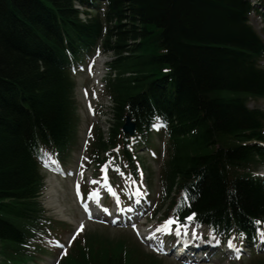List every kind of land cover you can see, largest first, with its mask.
Segmentation results:
<instances>
[{
	"label": "trees",
	"instance_id": "obj_1",
	"mask_svg": "<svg viewBox=\"0 0 264 264\" xmlns=\"http://www.w3.org/2000/svg\"><path fill=\"white\" fill-rule=\"evenodd\" d=\"M252 11L250 0H0V264H28V243L52 224L38 201L40 165L51 152L66 161L77 142L72 67L95 53L110 59V118L107 130L94 123L90 162L117 149L137 170L123 126L129 118L146 145L160 124L169 144L159 223L191 215L225 240L253 238L264 220L254 175L264 111L248 104L264 99V41ZM127 239L88 232L63 264H163Z\"/></svg>",
	"mask_w": 264,
	"mask_h": 264
},
{
	"label": "rangeland",
	"instance_id": "obj_2",
	"mask_svg": "<svg viewBox=\"0 0 264 264\" xmlns=\"http://www.w3.org/2000/svg\"><path fill=\"white\" fill-rule=\"evenodd\" d=\"M251 23L253 27L261 33V36L264 39V32H263V21L262 18H259L258 16H251ZM110 61L108 56L101 55L98 57L94 64V71L92 73H87L85 71L77 70L76 72V101H77V107H78V113L80 116L79 120V127H78V145L76 149L73 151V153L70 155L66 162V166L68 168H81V163L86 160V156L88 154L87 147H88V139L89 142L91 141V126L94 123L98 122L97 115H91L87 111V104L91 103L92 106H94L98 112V110H101L104 106L109 107L110 103L107 102V99L103 95V85H102V78L105 76V63ZM86 68V65H84V69ZM88 93V96L84 95V92ZM259 106L264 109V101L253 102L251 106ZM107 111V109H104ZM109 116L102 117L100 121L98 122L101 124L104 129H107V123H108ZM157 137L150 140V142L143 146V148L146 149V152H140L142 155L140 158V161H143L145 164V171L148 174H151V180L145 183V186H149L153 193V200L156 203V206L160 205V197H161V172L163 168V164L167 159V152H166V140L161 137H165L166 135L162 132H157ZM165 143V144H164ZM93 168V167H92ZM90 169L88 171H85L83 173L84 176H90L93 173V169ZM257 172L259 174H264V166L260 167ZM44 174V173H43ZM45 175V174H44ZM46 182L48 181L49 188L47 191H44V194L42 195L40 201L43 203V205L46 207L47 215L53 219L57 220H65L66 223L69 225L67 227L68 231L66 234L71 235L76 225L81 223L84 219V217L81 214V210L79 208L78 203L76 202L74 192H73V184L72 181L57 178L54 176H47ZM82 176H79L81 178ZM153 217L149 220H147V223H143L145 227L146 232H150V235L145 239V241L148 242L147 245L141 243L139 237L131 230L129 231H123L118 228L113 227H104L100 225H96L94 223H88L84 232L87 233L90 231H93L102 237H110L113 240H116L118 238H129L127 241H130L132 243H135L138 247H140L142 250H144L146 253H150L149 250L150 245L153 243L155 244H162L164 241L159 238V232L160 228L154 227L153 223H155V220L158 218ZM160 216V214L157 215V217ZM154 219V220H153ZM165 229V227H163ZM144 229V228H143ZM142 229V230H143ZM83 232V233H84ZM249 253L245 255V258L242 261H247L249 256ZM217 258L208 259L205 261H201V257L197 258L198 261L193 262L192 264H242L243 262H231L229 259L226 258V255L224 251L222 253H217ZM160 260L163 262V264H189L184 263L182 261L177 260L173 256H162L159 255ZM205 258V256L203 257ZM207 258V257H206ZM52 259L55 261L57 259V256H52ZM47 262V261H46ZM179 262V263H178ZM45 263V262H44Z\"/></svg>",
	"mask_w": 264,
	"mask_h": 264
},
{
	"label": "water",
	"instance_id": "obj_3",
	"mask_svg": "<svg viewBox=\"0 0 264 264\" xmlns=\"http://www.w3.org/2000/svg\"><path fill=\"white\" fill-rule=\"evenodd\" d=\"M124 129L127 133L132 134L134 132V125L130 124L129 126H125Z\"/></svg>",
	"mask_w": 264,
	"mask_h": 264
},
{
	"label": "snow or ice",
	"instance_id": "obj_4",
	"mask_svg": "<svg viewBox=\"0 0 264 264\" xmlns=\"http://www.w3.org/2000/svg\"><path fill=\"white\" fill-rule=\"evenodd\" d=\"M189 219H192V217H189ZM171 223V222H170ZM230 247H233L232 245H229Z\"/></svg>",
	"mask_w": 264,
	"mask_h": 264
}]
</instances>
